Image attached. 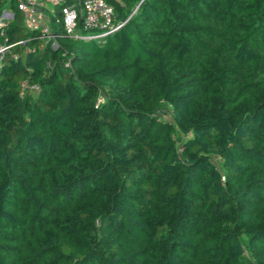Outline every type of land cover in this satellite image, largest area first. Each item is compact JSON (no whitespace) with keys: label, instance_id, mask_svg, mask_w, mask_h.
Returning <instances> with one entry per match:
<instances>
[{"label":"trees","instance_id":"trees-1","mask_svg":"<svg viewBox=\"0 0 264 264\" xmlns=\"http://www.w3.org/2000/svg\"><path fill=\"white\" fill-rule=\"evenodd\" d=\"M106 1L33 50L10 4L0 264H264V0Z\"/></svg>","mask_w":264,"mask_h":264},{"label":"built area","instance_id":"built-area-1","mask_svg":"<svg viewBox=\"0 0 264 264\" xmlns=\"http://www.w3.org/2000/svg\"><path fill=\"white\" fill-rule=\"evenodd\" d=\"M0 11V35L13 17L12 6L21 14V23L29 32L16 41L18 44L35 41L26 50L49 44L55 48L59 37L71 39H98L114 32L126 19L117 20L113 6L106 0H4ZM12 4V6L10 5ZM5 39V38H4ZM0 44V66L4 51L10 46ZM64 66L68 62L63 63ZM21 92L26 83L20 84ZM37 87L31 85L30 89ZM222 179V176H221Z\"/></svg>","mask_w":264,"mask_h":264},{"label":"rangeland","instance_id":"rangeland-1","mask_svg":"<svg viewBox=\"0 0 264 264\" xmlns=\"http://www.w3.org/2000/svg\"><path fill=\"white\" fill-rule=\"evenodd\" d=\"M99 101H100V98L97 99V102H99ZM163 108H164V106H163ZM162 112L166 115V118L170 120V118H171L170 115L167 114V112H164L163 110H162Z\"/></svg>","mask_w":264,"mask_h":264}]
</instances>
